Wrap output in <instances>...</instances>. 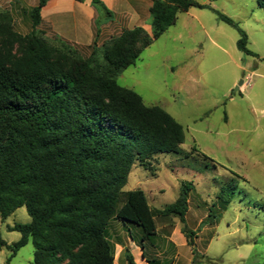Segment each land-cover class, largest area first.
I'll use <instances>...</instances> for the list:
<instances>
[{
	"label": "trees",
	"instance_id": "1",
	"mask_svg": "<svg viewBox=\"0 0 264 264\" xmlns=\"http://www.w3.org/2000/svg\"><path fill=\"white\" fill-rule=\"evenodd\" d=\"M47 0L27 10L33 31L26 36L18 59L0 56V221L24 207L29 223L7 228L20 239L10 246L7 262L29 241L32 264H112L111 222L131 224L141 242L157 236L154 218L174 216L199 264H217L194 249L195 232L185 224L191 183H182L178 196L161 210L149 207L141 189L119 199L133 165L145 170L160 154H177L184 141L182 126L165 110L145 106L134 91L117 84L120 73L133 65L190 8L210 9L193 0H151V33L141 27L123 30L95 43L81 55L71 44L57 40L52 47L37 30ZM83 2L84 0H76ZM264 9V0H255ZM101 16L111 17L101 0H91ZM218 19L239 34L236 48H247V36L231 19ZM97 19V20H98ZM97 22V21H96ZM11 31V17L0 12V35ZM226 207L228 201L218 197ZM86 247L81 257L69 252ZM127 264H135L128 250Z\"/></svg>",
	"mask_w": 264,
	"mask_h": 264
},
{
	"label": "rangeland",
	"instance_id": "2",
	"mask_svg": "<svg viewBox=\"0 0 264 264\" xmlns=\"http://www.w3.org/2000/svg\"><path fill=\"white\" fill-rule=\"evenodd\" d=\"M193 1L210 9L178 13L175 24L116 79L145 106L165 110L184 131L177 154L155 156L147 170L133 165L119 202L127 192L141 189L149 199L157 195L160 205L171 204L180 185L191 183L187 226L199 227L197 211L204 210L208 217L203 223L207 231L198 228L196 251L217 264H264V9L255 0ZM5 7L0 6V12L11 17L15 35H0V56L13 61L33 28L30 18ZM217 14L244 31L255 56L236 48L238 32ZM102 23L98 19L96 26ZM44 37L50 46H58V39ZM102 44L95 45L100 49ZM72 46L81 55L88 53ZM219 196L228 201L226 207ZM29 221L25 208H19L0 221V238L9 246L17 242L20 234L5 225ZM85 250L69 252L68 257H81ZM9 255L10 249L2 247L0 264H32L33 246L29 241L7 262ZM189 256V249L181 250L180 258Z\"/></svg>",
	"mask_w": 264,
	"mask_h": 264
},
{
	"label": "crops",
	"instance_id": "3",
	"mask_svg": "<svg viewBox=\"0 0 264 264\" xmlns=\"http://www.w3.org/2000/svg\"><path fill=\"white\" fill-rule=\"evenodd\" d=\"M38 2L39 0H0V6H6L5 8L10 12L21 14L28 19L27 10L35 7ZM101 2L110 12L111 17L101 16L100 20L103 23L97 27L98 14L91 0L83 2L47 0L40 11V24L37 29L46 37H53L82 49H87L93 43L99 46L110 37L119 35L123 30H131L135 27L143 28L147 34L151 33L149 15L151 0H101ZM161 192L163 191H159ZM156 197L157 195L152 194L149 199L146 195L148 205L153 210H161L166 205H160ZM190 197L189 194L184 226L188 231H197L194 239L195 249L201 234L198 228L203 226V230L207 231V225L203 223L208 217H205L204 210L197 211L194 218L199 227L190 229L187 226L188 216L192 212ZM198 208L199 206H195L194 210ZM154 222L157 236L152 242H141V231L138 227L123 224L117 220L112 221L107 230L108 238L113 245L112 264H127L124 257L125 250L131 254L135 264H191L194 261L199 264L202 262L201 259L193 260L191 248L181 231L182 224L176 217L156 216ZM11 226L6 224V230ZM185 248L190 250V256L180 258V252ZM195 252L200 255L196 249Z\"/></svg>",
	"mask_w": 264,
	"mask_h": 264
},
{
	"label": "water",
	"instance_id": "4",
	"mask_svg": "<svg viewBox=\"0 0 264 264\" xmlns=\"http://www.w3.org/2000/svg\"><path fill=\"white\" fill-rule=\"evenodd\" d=\"M240 84H242V82H240ZM236 90H238V88H236ZM191 264H197L196 261L192 262Z\"/></svg>",
	"mask_w": 264,
	"mask_h": 264
}]
</instances>
